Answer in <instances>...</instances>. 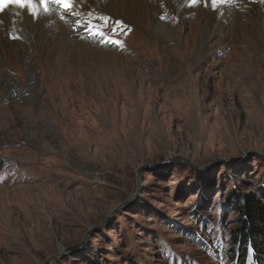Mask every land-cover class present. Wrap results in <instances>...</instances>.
<instances>
[{
    "label": "rangeland",
    "instance_id": "obj_1",
    "mask_svg": "<svg viewBox=\"0 0 264 264\" xmlns=\"http://www.w3.org/2000/svg\"><path fill=\"white\" fill-rule=\"evenodd\" d=\"M108 1L0 11L49 25L30 60L0 38V264H242L239 206L264 207L259 0L139 2L161 33Z\"/></svg>",
    "mask_w": 264,
    "mask_h": 264
},
{
    "label": "bare ground",
    "instance_id": "obj_2",
    "mask_svg": "<svg viewBox=\"0 0 264 264\" xmlns=\"http://www.w3.org/2000/svg\"><path fill=\"white\" fill-rule=\"evenodd\" d=\"M109 1L111 5L110 7L114 8L115 4L119 6L117 8V12L120 10H123L125 6L129 7L130 9L138 8V14H137L138 17L136 16L138 18L137 21L145 24L149 28H152V31L155 33H161L169 29V25L166 24L165 20L161 19L162 17L157 16V15L150 16L151 15L150 9H143V7L142 8L140 7L139 2H145L148 4L150 0H124V2L123 0L121 1L120 0H114V1L109 0ZM153 1L159 2L160 0H153ZM178 1L183 2V0H178ZM190 2L192 3V0ZM188 3L186 5L191 4V3L189 4ZM222 4H219L217 7L222 6ZM259 4H260L259 7L261 11L263 12L264 11V0H259ZM34 5L35 6L40 5V2L38 0H34ZM42 11L45 12L43 8H42ZM114 11L116 12L115 8H114ZM149 16L150 18H148ZM35 17L28 15L26 12L21 11L19 9L18 10L9 9V10H5L4 12L0 13V38L3 40L2 44L5 47V55L9 59L10 62L17 60V57L11 49H8L6 47L7 44L13 45V43L18 42L20 47L24 50V53L26 57L28 58V60L32 59L33 57L32 49H33L34 44L39 43L41 47H45V48L47 47L49 40H47L46 38L47 36H49V34L46 33L47 30L45 28L48 25V20L45 19V20L38 21V19ZM149 21L151 22L150 24H149ZM36 22L41 23V27L35 26ZM6 31H8L7 34H12L14 38L15 36H18V38H15L16 39L15 41L8 40L4 35Z\"/></svg>",
    "mask_w": 264,
    "mask_h": 264
},
{
    "label": "trees",
    "instance_id": "obj_3",
    "mask_svg": "<svg viewBox=\"0 0 264 264\" xmlns=\"http://www.w3.org/2000/svg\"><path fill=\"white\" fill-rule=\"evenodd\" d=\"M250 205L239 206V212L243 218L240 226L234 231L233 239L237 246V251L242 249L243 261L248 253L247 245H251L257 253H261L264 242V207L255 198L247 199ZM240 256L236 253V257ZM242 264H245L244 262Z\"/></svg>",
    "mask_w": 264,
    "mask_h": 264
},
{
    "label": "snow or ice",
    "instance_id": "obj_4",
    "mask_svg": "<svg viewBox=\"0 0 264 264\" xmlns=\"http://www.w3.org/2000/svg\"><path fill=\"white\" fill-rule=\"evenodd\" d=\"M40 2H41V4L44 5V11L47 12L48 11V4L46 3V0H40ZM197 2H198V0H192L193 4H195ZM224 2H225V0H210V4L214 5V6H218L219 4H222ZM9 3L15 4L19 8H28L32 11L33 15L38 14V9L34 5V0H7V2L0 4V11H3L4 8H6L8 6ZM51 3L62 7L65 11L71 12L75 7L76 0H51ZM104 20H105V23H107V19L104 18ZM91 30L93 31L94 35H98L101 37H103V35H104L103 31L96 28L95 25L92 26Z\"/></svg>",
    "mask_w": 264,
    "mask_h": 264
}]
</instances>
